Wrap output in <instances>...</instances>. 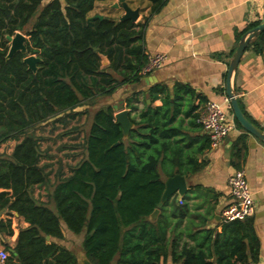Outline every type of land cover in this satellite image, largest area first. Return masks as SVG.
Listing matches in <instances>:
<instances>
[{
	"label": "trees",
	"instance_id": "obj_1",
	"mask_svg": "<svg viewBox=\"0 0 264 264\" xmlns=\"http://www.w3.org/2000/svg\"><path fill=\"white\" fill-rule=\"evenodd\" d=\"M104 1L0 0V146L16 142L9 155L0 154V212L16 213L28 224L5 264H78L73 251L56 243L64 239L62 227L73 236L83 235L81 250L91 264H167L168 259L170 264H257L259 242L251 218L223 223L213 237L206 231L194 247L180 245L181 233L168 237L182 222L173 226L170 216L183 218L185 208H173L171 198L161 203L165 186L160 170L172 178L194 174L202 166L188 157L190 169H181V141L171 142L175 130L170 129L177 110L170 108L165 87L149 91L151 103L163 97L161 107L145 106L136 120L129 117L133 128L126 139L110 106L93 109L120 88L139 85L147 64L137 25L90 17L94 5ZM147 1L155 14L166 0ZM16 33L28 37L26 51L8 58L6 37ZM263 45L264 32L252 48L259 54ZM28 56L40 59L36 72L24 64ZM177 90L193 94L185 87ZM136 96L127 101L131 111ZM204 104L193 118L199 127ZM90 110L84 139L71 146L81 149L82 158L74 166L58 161L53 171L54 156L41 150L48 139L35 135V129L51 120L52 132L55 123L68 127ZM79 131L75 127L58 138ZM204 149H210L208 136L198 151ZM240 153L237 148L236 167ZM175 164L179 170H167ZM40 188L46 202L34 197ZM155 210L159 215L150 221ZM0 234L12 236L10 220H0ZM46 236L52 239L49 244Z\"/></svg>",
	"mask_w": 264,
	"mask_h": 264
},
{
	"label": "crops",
	"instance_id": "obj_2",
	"mask_svg": "<svg viewBox=\"0 0 264 264\" xmlns=\"http://www.w3.org/2000/svg\"><path fill=\"white\" fill-rule=\"evenodd\" d=\"M116 3L117 0L96 3L90 17L101 16L120 22L126 15V8L137 12L134 24L136 30L142 32L146 61L155 55H163L165 61L160 69L143 76L139 85H126L111 97L101 99V106L113 109L121 104L122 110L129 111V117L136 120L145 106H162L163 97L151 103L149 91L157 86L165 87L170 108L175 106L177 110L170 129L175 130L171 142L181 141V169H190L188 157L202 166L194 174L184 172L181 176L185 180V195L170 197L173 208L184 207L185 213L183 218L177 214L170 216L171 225L182 222L173 233L169 230L168 237L181 233L180 245L194 247L206 231H211L212 237L220 234L224 223L220 212L232 202L229 180L236 171H243L254 200L251 219L259 242L257 264H264V143L237 128L221 145L200 153L198 150L206 146L207 135L193 119L204 102L222 103L226 97L229 62L243 35L251 30L249 26L263 17L264 0H166L155 14H151L147 0H124L126 8L121 5L114 8ZM257 38L247 44L231 76L230 87L247 120L264 131V45L261 53H256L252 46ZM178 87H185L193 94L183 95ZM133 94L137 96L130 102L135 108L131 111L127 101ZM113 112L115 115L116 111ZM13 147L4 151L0 146V154L9 155ZM237 148L241 150L236 158L238 167L233 165ZM179 168L175 164L167 170L176 172ZM160 175L164 183L169 179L161 170ZM34 197L46 202L44 188L35 189ZM0 220L11 222L12 236L0 234V250L10 254L19 231L28 224L7 210L0 212ZM62 234L64 239L56 243L73 251L80 264L85 258L81 250L83 235L73 236L64 227ZM51 241L49 238L47 243ZM167 264H170L169 259Z\"/></svg>",
	"mask_w": 264,
	"mask_h": 264
},
{
	"label": "water",
	"instance_id": "obj_3",
	"mask_svg": "<svg viewBox=\"0 0 264 264\" xmlns=\"http://www.w3.org/2000/svg\"><path fill=\"white\" fill-rule=\"evenodd\" d=\"M119 5L122 7H125L124 0H117V3L114 5V8H117ZM95 18L102 20L103 18L101 16H96ZM137 18V12H132L129 9L126 8V15L120 20L126 21L129 20L132 23ZM264 32V15L258 22L257 26L252 28L251 30L247 31L241 40L239 41L236 50L233 53L232 59L229 62L227 73H226V97L229 100V104L231 107V113L234 117V120L238 124V126L244 130L249 135L253 136L260 142L264 143V131L253 125L251 122L247 120V118L242 113L239 104L237 102V99L235 98L233 91L230 87V79L232 74L235 72L237 65L239 63V60L247 46V44L254 38L258 37L260 34ZM8 42L10 43V49L8 53V58L11 57L15 52H22L25 53V46L24 43L26 41L25 37L21 33H16L13 37H6ZM102 60V66L105 67L108 65V61L105 57H101ZM24 64L27 65L28 69L32 72H36L37 67L36 65L40 62V59H38L35 56H28L23 59ZM114 111H116V114L114 115V119L117 124L120 125L122 129L123 139H126L128 136L129 131L133 128V124L130 121L129 118V111L122 110V105L120 104L118 107L113 108ZM164 192L161 197V203H164L167 199L172 197L175 194H178L180 196L185 195L186 193V185L185 180L183 177L179 175H175L172 178H169L164 183ZM159 211L155 210L152 215L149 217L150 221H154L157 218ZM46 242L49 241V237H45ZM11 254L15 255L14 251H10ZM17 264H19L18 260L16 261ZM80 264H91L86 258L82 259L80 261Z\"/></svg>",
	"mask_w": 264,
	"mask_h": 264
},
{
	"label": "built area",
	"instance_id": "obj_4",
	"mask_svg": "<svg viewBox=\"0 0 264 264\" xmlns=\"http://www.w3.org/2000/svg\"><path fill=\"white\" fill-rule=\"evenodd\" d=\"M164 61L163 55L149 57L141 75L147 76L160 69ZM196 122L208 136L211 148L221 145L224 139L237 129L227 97L222 103L206 102L198 111ZM229 186L232 202L221 210V220L227 223L251 218L254 213V200L243 171H236L233 174ZM8 257L9 254L4 249L0 250V264H5Z\"/></svg>",
	"mask_w": 264,
	"mask_h": 264
},
{
	"label": "rangeland",
	"instance_id": "obj_5",
	"mask_svg": "<svg viewBox=\"0 0 264 264\" xmlns=\"http://www.w3.org/2000/svg\"><path fill=\"white\" fill-rule=\"evenodd\" d=\"M24 37L27 41L28 37L26 36ZM102 103L103 100H100L97 103L96 107H94L93 109H97L99 106H101ZM92 113L93 112H91L90 110L89 114L82 115L81 117L72 120L69 123L68 127H64V125L60 123H55L54 125L57 128V130L53 132L51 130L52 128L51 122H53L54 120H51L48 124L35 129L34 131L35 135L48 139L41 143V150H48V154L54 156V158L50 161V163H53V171L57 169L58 161H60L64 167L68 165L74 166L80 161V159L82 158L81 149L79 148L75 149L72 148L71 146L80 144L84 139L90 125ZM75 127L78 128V130L80 131L77 133H71L69 135L58 138L60 134L66 131H70V129ZM15 143L16 142L14 141H10L1 146L4 149V151H7L10 150L13 147V144L15 145ZM63 146H65V148H62ZM59 148H61L62 150L59 151L58 150ZM44 163H47L46 160L44 161ZM51 179H53V176H51Z\"/></svg>",
	"mask_w": 264,
	"mask_h": 264
}]
</instances>
